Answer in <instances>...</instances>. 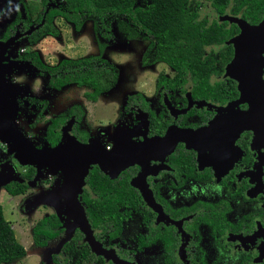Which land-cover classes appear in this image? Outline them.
<instances>
[{
	"label": "flooded vegetation",
	"instance_id": "flooded-vegetation-1",
	"mask_svg": "<svg viewBox=\"0 0 264 264\" xmlns=\"http://www.w3.org/2000/svg\"><path fill=\"white\" fill-rule=\"evenodd\" d=\"M140 2L138 0L139 4ZM63 4L64 1L60 4L57 0H0V43L17 35L8 46H0V61L6 69H9L7 72L10 78L9 92L16 95L17 115L22 111L27 119L32 118L27 124L32 129V133L28 135L23 132V134L32 140L38 149L44 144L49 147L57 146L66 133L83 144L89 143L96 137L93 133L95 129L88 127L84 122L85 111L80 103H69L64 110L57 113L49 111L54 91H60L72 84L60 89L52 86L50 74L44 67L54 66L58 62L53 65L46 63L40 52L32 47L44 37L46 15ZM187 6L188 10L195 14L194 20L205 25H210L214 21L224 22L218 20L217 16L241 17L240 13L235 14L233 1L228 2L222 12L217 10L210 0H188ZM55 18L51 21L52 25ZM92 29L94 31L93 23ZM9 30L11 33L8 34ZM110 33L109 39H104L94 31L95 39L98 41L96 55L102 54L99 48L101 40L112 39V30ZM136 38L146 43L141 55L142 66L157 65L161 62L143 64L144 53L149 52L152 56L156 42L153 44L152 36L144 39ZM20 43L31 48L20 49L18 47ZM225 45L231 44L225 43ZM231 47L232 51L224 49L222 45H203V57L209 56L208 60L212 61V56L215 54L216 65L220 61L225 62L220 76L214 74L208 76V88L205 91L199 89L200 87H193L189 72L176 78V71L162 62L164 66L154 80L152 97L142 92L133 93H138L139 97L137 96L136 100L141 102V106L135 102L128 103V97L132 94L127 95L121 112L124 122L116 124V119L111 124V133L100 137L96 142L112 153L116 152L120 144H140L145 139L161 137L171 126L192 131L209 126L221 113L219 109L237 100L240 94L237 82L223 76L226 65L233 57L230 52L234 55L233 46ZM224 52L229 55V59L225 58ZM33 53L39 60L40 66L33 62L35 60ZM26 63L29 64L25 66L27 68L33 70L32 66L36 67V77L41 79V88L46 95L33 94V92L40 93L41 88L30 90L29 87L25 91L27 93H23L13 85L18 83L28 86L25 79L33 77L31 72L23 71L21 74L17 72L18 68ZM11 77L14 79L11 80ZM114 85L102 94L110 91ZM80 88L86 89L83 97L90 102H97L102 95L100 94L96 100H89L85 97V93L90 89L84 86ZM238 108L245 111L248 104L238 103ZM41 123L44 125L42 129L39 128ZM231 123L237 121L223 122V128L217 127V132L209 137L195 135L197 142L208 143V148L202 153L188 147L183 141H178L169 154H162L153 147L149 150L150 157L147 160L140 159L119 170L110 167L103 169L98 164H91L85 183L78 194V200L84 207L85 213L89 208L86 199H93L98 195L107 196L109 192L113 198L121 196L125 198L124 203L117 204V211L122 215L118 216L121 223L115 234L101 226L94 228L88 220L96 241L103 249L110 251L116 260L93 252L84 240V233L78 228L74 230L71 239L78 236L74 247L79 251L82 249V252L76 251L73 255L68 252L67 259L62 260L65 263L86 264L95 261L96 264H118V262L138 264L139 259H144L147 252L155 250L156 257L162 264H264L262 107L249 128L243 129L233 140L232 145H230L231 137L219 135L225 130L227 132ZM222 141L224 143H221ZM0 146L4 149L8 148L1 142ZM221 146L225 147V151L217 150ZM133 149L134 147L130 151L121 149L119 156L125 158ZM8 157L13 159L12 156ZM73 162L72 159H60L57 161L58 164L53 162V165L44 167L41 173L44 176L40 178L43 181L37 180L35 185L38 190L42 187L44 191L47 190L49 200L62 199L64 203L61 211L68 210L66 197L56 195L60 193L65 180L70 175ZM63 163L69 164L64 176L61 175ZM29 168L33 169V174L29 179L23 178L26 183L36 175V168L29 166L18 172L21 177L26 176ZM93 172L101 173L115 181L114 189L109 191L90 188L87 177ZM51 188L52 191H49ZM62 193L65 191L63 190ZM146 199L151 200L150 203L154 202L153 205L156 206L153 207ZM51 214L57 215L56 211ZM63 234L64 228L60 225V233L56 241ZM33 245L35 249L41 247L34 243ZM61 249L52 256L60 255ZM84 250L87 251V255H82Z\"/></svg>",
	"mask_w": 264,
	"mask_h": 264
},
{
	"label": "trees",
	"instance_id": "trees-1",
	"mask_svg": "<svg viewBox=\"0 0 264 264\" xmlns=\"http://www.w3.org/2000/svg\"><path fill=\"white\" fill-rule=\"evenodd\" d=\"M64 0V4L54 8L46 15L43 27L44 36H55L57 31L51 21L54 17H62L71 23L76 31H79L86 20H91L96 34L104 39H109L112 26L115 24L121 29L127 38H148L153 37L155 47L149 55L144 53L142 63L161 61L176 71V78L189 72L192 77L193 87L205 91L208 76L211 74L221 75L225 62H216V55L213 60L209 56L203 57V45H222L224 49H230L231 45L225 42L238 33L234 24L214 21L205 25L195 21V14L188 9V0ZM217 10L222 12L224 6L234 2L236 12L241 18L250 24H258L264 17V0H210ZM11 33L10 30L8 34ZM100 53L102 45L100 44ZM151 49V48H150ZM34 63L40 66L39 60L33 53ZM30 58V57H29ZM212 67V68H211ZM36 68V67H35ZM50 74V84L55 88H62L66 85L87 87L90 91L85 93L89 100L96 98L108 90L117 81V70L101 55L80 57L77 59L63 58L54 66L44 67ZM137 94L128 97V103H138ZM142 106V105H141ZM33 169L22 178L29 179ZM88 185L93 189L113 190L115 181L101 173L93 172L87 177ZM28 185L25 181H12L4 186L5 191L18 196L26 192ZM97 191V190H96ZM98 195L93 199H86L89 208L86 209V216L94 228L104 227L115 234L121 220L118 219V203H124L123 196L113 198L110 196ZM135 201V200H134ZM135 205V202H134ZM136 206V205H135ZM60 220L56 214H49L34 224L32 228V241L36 246H44L47 241L54 238L60 231ZM78 236L66 242L60 255H53L54 264H84L80 262L65 263L68 252L75 254L80 251L74 247ZM26 254L24 246L17 240L11 223L5 218L3 208L0 205V264L11 263L22 258ZM82 255H87L84 250ZM86 264H96L95 261Z\"/></svg>",
	"mask_w": 264,
	"mask_h": 264
},
{
	"label": "water",
	"instance_id": "water-1",
	"mask_svg": "<svg viewBox=\"0 0 264 264\" xmlns=\"http://www.w3.org/2000/svg\"><path fill=\"white\" fill-rule=\"evenodd\" d=\"M217 19L234 23L239 29V32L234 37L225 42L233 46L234 55L226 65L224 72L225 77L237 82L240 92L238 99L226 107L220 108L221 113L217 115L209 126L196 131L171 126L161 137L145 139L140 144H120L116 152L113 151L112 153L106 151L104 146H100L96 139L83 144L67 133L61 143L55 147H49L44 144L42 148H36L32 140L28 139L14 124L18 109L16 95L9 92L8 69L0 61V142L8 144V152L13 154V157L20 164H27L36 168V175L33 179L27 181V185H36L37 180L44 176V174L41 175L42 169L53 165V162L57 163L58 160L66 158L74 160L70 175L65 180L60 193L56 195L57 197L63 195L66 197V206L72 217L70 221L67 219L62 220L58 214L62 222L61 227L64 228V234L55 242L54 246L49 247V245H46L39 248L49 258L48 261H45V264H50L49 260L52 254H57L60 251L61 247L71 239L76 228L84 233V240L87 241L93 252L116 260L113 254L103 249L94 238L85 209L78 200V194L85 183V177L91 164H98L103 169L110 167V169L119 170L126 165L140 161V159L147 160L150 157L148 155L149 150L153 147L158 152L161 151L162 154H169L178 141H183L188 147L197 149L202 153L208 148V143L197 142L195 135H201L204 138L209 137L217 132V127L219 129L223 128V122L236 120L237 123H231L227 132L225 130L219 133L221 137L224 135L231 137L232 142L230 145H232L238 134L243 129L249 128L251 122L258 116L261 107L264 113V17L258 24H250L241 17L229 15L217 16ZM16 36L4 43H0V46H8ZM26 66H29V64L26 63ZM32 68L34 71L37 70L34 66ZM258 91H262V93H258ZM241 102L248 104L247 110L242 111L238 108V103ZM221 143L224 142L222 141ZM133 147L134 149L129 156L125 158L119 156V150L126 149L130 151ZM217 150L225 151V147H218ZM2 156L0 154V187H4L12 181L23 182V178L14 170L12 164L9 161L4 162V160H1ZM63 190L65 193H62ZM49 191H52V188ZM48 194H37L34 197L25 199L22 206L23 209L29 212L36 208L40 201L47 202ZM146 200L153 207L156 206L155 204L153 205L154 202H149L151 200ZM118 264L124 263L118 262Z\"/></svg>",
	"mask_w": 264,
	"mask_h": 264
},
{
	"label": "rangeland",
	"instance_id": "rangeland-1",
	"mask_svg": "<svg viewBox=\"0 0 264 264\" xmlns=\"http://www.w3.org/2000/svg\"><path fill=\"white\" fill-rule=\"evenodd\" d=\"M63 1L64 0H57L60 4H62ZM140 3L142 4V2ZM53 24L57 31L56 35H46L35 43L36 45L32 46L40 52L46 63L53 65L63 58L77 59L96 55L98 41L95 39L91 21L84 22L79 31H75L72 24L60 17H56ZM112 34L113 36L110 41L101 40L100 44L102 45V58L111 63L117 70V81L114 87L107 93L102 94L98 101L94 103L84 99L83 93L86 91L85 88L76 87L75 85L67 86L60 91H54L49 109L50 112L57 113L64 110L69 103H80L85 111L84 122L88 127L95 129L93 133L96 136L94 138L96 140H99L102 136H106L107 133H111V124L115 122L116 119V124L124 122L121 112L127 95L142 92L144 95L152 97L154 94V80L164 66L162 62H159L157 65L142 66L141 55L146 43L138 38H127L125 33L116 25L112 28ZM18 47L20 49L31 48V46H26L22 43H20ZM230 54L233 56L232 52H230ZM224 55L225 58H230L226 52H224ZM25 66H21L22 68L19 67L17 72L18 74H21L23 71L31 72L33 77L25 79L28 86L25 84L19 85L18 83H13V85H16L23 93H27L25 91H27L29 87L30 90L41 88L42 82L39 77H36L37 72ZM12 79H14V77H11V80ZM33 94L44 96L45 93L43 88H41L40 93L33 92ZM20 112V115H16L14 124L24 132V134L30 135L32 129H30L27 124L32 121V118L27 119L24 112ZM43 126V123H41L39 128L42 129ZM26 127H28V129H26ZM110 137L111 136H109V138ZM3 144L8 147L7 143ZM0 154L5 155L3 156L4 162L9 161L17 173L20 172L21 169L29 167L27 164H20V162L13 157V154L8 152V148L4 149L0 146ZM8 156H12L13 159ZM68 166L69 164L64 163L61 165L62 176L66 175L64 173L68 171ZM40 180L41 179H38V181ZM43 188L44 187L38 190L35 185H28L27 192L23 195L11 196L7 192H2L0 194V205L3 208L4 216L11 223L17 240L24 246L26 251V254L22 258L4 264H45V261H48L49 258L42 250L33 248L32 228L34 224L42 217L53 213V211H56L57 216L59 214L60 219H67L70 221L72 216L69 210L64 209L61 211L64 202L62 199L60 200V198L56 200L48 199L47 202L40 201L37 207L29 212L23 209L22 206L25 199L34 197L36 194L48 193L47 190L44 191ZM58 234L47 241L46 245H49V247L54 246L59 236ZM156 255L157 252L155 250L147 252L146 257L144 259H139L138 264H162ZM49 263L54 264L52 259L49 260Z\"/></svg>",
	"mask_w": 264,
	"mask_h": 264
},
{
	"label": "crops",
	"instance_id": "crops-1",
	"mask_svg": "<svg viewBox=\"0 0 264 264\" xmlns=\"http://www.w3.org/2000/svg\"><path fill=\"white\" fill-rule=\"evenodd\" d=\"M2 192H6L3 186L0 187V194H1ZM11 196H12V195H11ZM23 203H24V201H23Z\"/></svg>",
	"mask_w": 264,
	"mask_h": 264
}]
</instances>
